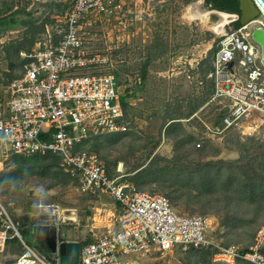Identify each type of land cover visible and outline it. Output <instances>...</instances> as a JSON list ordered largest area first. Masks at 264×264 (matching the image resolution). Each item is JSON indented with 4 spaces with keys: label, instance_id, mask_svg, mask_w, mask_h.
Listing matches in <instances>:
<instances>
[{
    "label": "rangeland",
    "instance_id": "1",
    "mask_svg": "<svg viewBox=\"0 0 264 264\" xmlns=\"http://www.w3.org/2000/svg\"><path fill=\"white\" fill-rule=\"evenodd\" d=\"M47 1L0 0V17L17 19L0 34L3 106L8 86L24 72L23 53L61 40L63 19L56 17L57 12L51 11ZM195 5L209 13L207 22L186 17L189 8ZM222 13L205 0H131L127 31L107 19H94L86 24L84 38L89 50L114 57L111 67L100 70H116L122 81L130 79L134 96L128 109V132L89 139L81 150L99 156L112 172L123 165L129 175L138 167L150 165L155 155L164 158L153 160V171L138 187L167 196L179 213L210 216L213 219L210 236L215 247L235 244L248 248L254 245L257 232L264 228L262 188H255L256 193L263 194L255 200L245 188L249 178L260 185V175H264V116L255 113L241 123L240 130L236 129L255 137L249 146L253 161L247 171L226 165L238 161L244 153L230 141L232 137L207 136L203 124L213 125L220 117L219 107L209 103L212 85L204 79V71L211 69L220 37L235 30L237 19L229 13V22L217 32L213 26L223 19ZM257 19L264 22L261 15ZM148 62L147 79L141 82L142 66ZM258 63L262 64L260 59ZM198 105L201 106L197 108ZM172 121L182 126L167 134L166 128ZM187 134L196 140L188 141ZM53 160L49 156L16 155L0 172V201L21 223L22 217L28 216L20 228L21 234L28 246L47 261H54V257L35 238L33 225L38 217L33 205L46 202L63 210H75L76 222L64 225L81 242L107 232L109 223H118L110 198L77 193L60 161L51 165ZM218 161L223 164H216ZM208 162L213 163L204 166ZM168 165H175L176 169L162 170ZM20 251L21 247L17 251L7 247L0 255V264H14L12 255ZM141 259L142 264H227L215 263L213 258L208 263L201 252L188 254L180 250L164 254L151 251Z\"/></svg>",
    "mask_w": 264,
    "mask_h": 264
},
{
    "label": "built area",
    "instance_id": "2",
    "mask_svg": "<svg viewBox=\"0 0 264 264\" xmlns=\"http://www.w3.org/2000/svg\"><path fill=\"white\" fill-rule=\"evenodd\" d=\"M60 2L68 5L63 15H56L63 19L61 40L23 53L24 72L10 83L5 105L0 104V172L13 156L53 154L79 194L106 195L121 204L120 229L84 245L78 264H142L137 256L151 251L187 252L213 245L210 216L179 213L167 196L127 181L123 165L112 172L96 154L76 151L87 139L130 129L122 97L133 90L132 81H122L112 69L100 70L111 67L114 57L89 50L84 26L94 19H107L127 31L131 0ZM251 25L264 29V22L255 19L219 39L207 78L214 89L209 103L219 107L221 117L213 125L203 122L207 136H225L230 130H240L253 114L264 116V63ZM33 208L39 220L52 217L51 225L57 229L64 222V210L57 204L39 202ZM21 226L0 201V254L9 241L19 240L23 252L14 264H59L28 246ZM213 261L264 264V228L251 247L219 246Z\"/></svg>",
    "mask_w": 264,
    "mask_h": 264
},
{
    "label": "trees",
    "instance_id": "3",
    "mask_svg": "<svg viewBox=\"0 0 264 264\" xmlns=\"http://www.w3.org/2000/svg\"><path fill=\"white\" fill-rule=\"evenodd\" d=\"M205 2H206V4L212 6L213 8H216V9L222 11V12H227L228 14L229 13L238 14V15L241 14L240 0H205ZM46 3H47L48 6L51 7V11L53 13L57 12L56 14H58V15H63L65 13V11L67 10V8H68V5H65V4L61 3L60 0H48ZM55 9H57V11H55ZM22 12H26V11H22ZM16 21H17V19H14V18L8 19L7 17H5V18L4 17H0V34H2L3 30H5V28H6V26L8 24L12 25ZM241 26H242V24H241L240 20H237V21L234 22L235 29H239ZM57 42L58 41H55L54 43L56 44ZM148 67H149V62L148 63H144L143 66H142L141 75H140L141 82H144L147 79ZM211 69H212V67H211ZM211 69H209L207 71L206 70L204 71V73H205L204 79L206 81H210L211 85H213V81L211 79L207 78V75H208V73L210 72ZM116 76L119 79H121L118 73H116ZM213 91H214V89L211 92L213 93ZM133 96H134V91L132 90V91H126V93L122 97V105H123V109H124V113H125V118L128 121H129L128 109H129V107L131 105V100H132ZM200 106L201 105H198L197 108H199ZM192 114H190L189 116H191ZM220 117H221V115H220ZM220 117H219V119L217 121H215V123H219L220 122ZM181 126H182V124L180 122L172 121L167 126L166 133L169 134L170 132H173V130L176 127H181ZM109 135H112V134H109ZM225 136L232 137L230 141L235 142L240 147V149L244 152L242 154L241 158L238 161H236L234 163L226 164V165L228 167H230V168H238L240 170H246L247 171V168L249 167V164L253 161V155L251 153H248L249 146L255 140V137L243 135L242 133H240L236 129L228 131L225 134ZM93 138L98 139V138H101V136L93 137ZM93 138H90V139H93ZM88 140L89 139L85 140L82 144L78 145L77 148H76V151L81 150L82 145ZM187 140L191 142V141H195L196 138L192 134H187ZM36 156L38 157V156H41V155L36 154ZM48 156L49 157H53V159H54L53 163H51V165H54L55 163L57 164L60 161V159L57 156L53 155V154H48V155H45L43 157H48ZM155 159L164 160V158H162V157H160L158 155H155L154 158H152V160L150 161V165H147L144 168H142V167L136 168L134 170L135 173L132 174V175L131 174L129 175L128 173H125V175H126L125 179L127 181H130L131 183H133L137 187H138V185H142L144 183V181H145V178L153 171L152 162ZM212 163L213 162H208L204 166L211 165ZM216 164H218V165L219 164H223V162L218 161ZM46 166H48V165H46ZM175 169H176L175 165H172V166L168 165V166H165V167L162 168V170H175ZM109 170H110V168H109ZM260 176H261L260 185L257 184V182H254L251 178H249L248 182H246V186H245V188L247 190L246 193L248 195H250L252 197L251 199H253V200H255L258 196L262 197L261 195L264 194V175H260ZM256 187L262 188L263 194L262 193H256L255 192V188ZM26 219H27V217H24L22 219V221H23L22 225L24 224V221H26ZM225 246H227V245H225ZM217 251H218V247H215L214 245H211V246H208V247H205V248H199V249H194L193 248V249H190L188 251V254H192L194 252H201V253H203L204 261L205 262L207 261L208 263H211V260H212L211 258H213L214 254ZM239 262H241V261H239ZM181 264H185V263H181ZM188 264H190V263H188Z\"/></svg>",
    "mask_w": 264,
    "mask_h": 264
},
{
    "label": "water",
    "instance_id": "4",
    "mask_svg": "<svg viewBox=\"0 0 264 264\" xmlns=\"http://www.w3.org/2000/svg\"><path fill=\"white\" fill-rule=\"evenodd\" d=\"M240 10L241 24H248L260 15L264 17V0H240ZM252 39L259 45L264 63V29L260 27L253 29ZM51 219L50 216H43L39 223L33 225L35 238L41 237L48 249L53 254H58L59 264H78L80 261V244L77 242H60L58 229L51 225Z\"/></svg>",
    "mask_w": 264,
    "mask_h": 264
},
{
    "label": "crops",
    "instance_id": "5",
    "mask_svg": "<svg viewBox=\"0 0 264 264\" xmlns=\"http://www.w3.org/2000/svg\"><path fill=\"white\" fill-rule=\"evenodd\" d=\"M213 70V63H212V69L210 70V72ZM113 72L115 73V75H116V70H113ZM209 72V73H210ZM208 73V74H209ZM212 90H213V85H212ZM77 192V191H76ZM78 193V192H77ZM83 195H85V196H90V197H96V198H104V197H107V198H110L109 196H106V195H103V197H101V195H87V194H83ZM111 200H112V202H113V205L115 206V210L113 211V215H117L118 216V218H117V222L118 223H116V224H114V223H109V230L107 231V232H105V233H102V234H108V233H113V232H115V231H117V230H119L120 229V214H121V211H122V207H121V204L119 203V202H117V201H115L114 199H112V198H110ZM24 217H27L28 218V216H24ZM24 217H22V219L24 218ZM67 220V216L66 215H64V222L59 226V229H58V232H59V236H60V239H59V241L60 242H62V241H67V242H77V243H79L80 244V249L84 246V245H86V244H88V243H91V242H93V241H95L99 236H101L102 234H99V235H96V237H94L92 240H90V241H84V242H81V241H79L78 239H76L75 237H74V235L72 234V232L70 231V229H69V231L66 229L67 227L64 225V224H69L68 223V221H66ZM76 220H77V215H76ZM76 220H75V222H76ZM66 221V222H65ZM40 222V220L39 219H37V222H35L34 223V225L35 224H37V223H39ZM71 222H73V221H71ZM111 224V225H110ZM64 235V236H63ZM14 241H17V243L16 244H10V243H8V245H7V247L9 248V249H12L13 251H17L18 250V248L19 247H21L22 248V251H20V252H18L17 254H13L12 255V257H13V261L15 262V259L23 252V246H22V243L21 242H19L18 240H14ZM27 244V243H26ZM28 245V244H27ZM40 246V245H39ZM41 247V246H40ZM45 251H48V252H51L49 249H48V247L46 246V244H45ZM52 253V252H51ZM1 255V254H0ZM52 256L54 257V261H58V254H53L52 253ZM141 257H144V256H137V258H140L141 259ZM133 259L134 258H136L135 256H133L132 257ZM142 260V259H141ZM241 262H243V261H241ZM245 263V262H244ZM247 264V263H246Z\"/></svg>",
    "mask_w": 264,
    "mask_h": 264
},
{
    "label": "bare ground",
    "instance_id": "6",
    "mask_svg": "<svg viewBox=\"0 0 264 264\" xmlns=\"http://www.w3.org/2000/svg\"><path fill=\"white\" fill-rule=\"evenodd\" d=\"M220 12H222V11H220ZM221 16L223 17V19L220 22L214 24V26H213L214 30H216L217 32L222 31L223 26L229 22V17L231 15L228 14L227 12H223L221 14ZM186 17L192 21L201 20L202 22H207L208 18H209V13L199 10L198 5H195L192 8L191 7L189 8ZM63 214L67 216L66 221H75L76 220V211L75 210L66 209V210H64Z\"/></svg>",
    "mask_w": 264,
    "mask_h": 264
},
{
    "label": "flooded vegetation",
    "instance_id": "7",
    "mask_svg": "<svg viewBox=\"0 0 264 264\" xmlns=\"http://www.w3.org/2000/svg\"><path fill=\"white\" fill-rule=\"evenodd\" d=\"M241 15V14H240ZM240 15H238V14H234V16H236V20L235 21H237V20H240ZM256 28H258L256 25H251V29H256ZM37 242H38V244L41 246V243L43 244V246L41 247L43 250H45L46 248H45V242L42 240V238L41 237H39L38 239H37Z\"/></svg>",
    "mask_w": 264,
    "mask_h": 264
}]
</instances>
